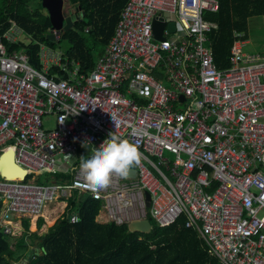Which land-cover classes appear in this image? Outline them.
Listing matches in <instances>:
<instances>
[{
  "label": "built area",
  "instance_id": "1",
  "mask_svg": "<svg viewBox=\"0 0 264 264\" xmlns=\"http://www.w3.org/2000/svg\"><path fill=\"white\" fill-rule=\"evenodd\" d=\"M217 7V0H128L84 74L44 44L38 67L31 65L11 48L24 33L8 21L0 36V154L10 151L26 175L0 178L2 235L12 237L22 219L36 225L53 204L63 210L73 192L87 193L101 204L100 225L150 216L166 227L182 215L219 264H264V50L244 54L245 35L233 33L230 68L218 71L207 47L216 26L203 20ZM156 21L165 25L163 42L154 38ZM53 34L58 41L61 33ZM51 119L54 130H44ZM110 133L137 145L141 163L134 178L113 176L93 192L79 165ZM41 171L49 173L43 183L26 179Z\"/></svg>",
  "mask_w": 264,
  "mask_h": 264
},
{
  "label": "trees",
  "instance_id": "2",
  "mask_svg": "<svg viewBox=\"0 0 264 264\" xmlns=\"http://www.w3.org/2000/svg\"><path fill=\"white\" fill-rule=\"evenodd\" d=\"M127 1L64 0V14H75V20L69 30L61 32L58 41L51 42L47 40L50 21L47 12L42 11L40 0H0V36L7 31L11 20L33 41L29 46L11 47L21 48L31 65L38 67L39 44H44L62 51L63 59L79 62L80 72L84 74L91 70L107 44ZM217 3L215 14H206L203 20L216 26L208 35L207 47L214 67L226 71L230 68L232 34L241 33L248 38L249 20L264 17V0H217ZM90 44L97 46L95 56ZM59 76L66 77L63 72ZM100 208V202L87 193L73 192L63 213L45 234L28 235L29 220L22 219L23 235L15 241L12 250L8 238L0 231V264H16L20 257L14 258L15 252L28 251L32 246L40 253L29 264H219L206 253L197 232L185 227L182 215L166 227H159L148 216L152 225L149 234L127 233L125 226L96 223ZM71 214L78 216L75 225L69 223ZM42 225L40 219L37 229Z\"/></svg>",
  "mask_w": 264,
  "mask_h": 264
},
{
  "label": "clouds",
  "instance_id": "3",
  "mask_svg": "<svg viewBox=\"0 0 264 264\" xmlns=\"http://www.w3.org/2000/svg\"><path fill=\"white\" fill-rule=\"evenodd\" d=\"M113 121L118 127V122L114 118ZM91 153L90 158L81 160L79 175L85 187L93 192L106 189L113 176L128 177L133 167L141 163L138 146L114 133L99 147L92 148Z\"/></svg>",
  "mask_w": 264,
  "mask_h": 264
},
{
  "label": "water",
  "instance_id": "4",
  "mask_svg": "<svg viewBox=\"0 0 264 264\" xmlns=\"http://www.w3.org/2000/svg\"><path fill=\"white\" fill-rule=\"evenodd\" d=\"M41 6L47 11V15L50 21V31L47 35V40L54 42L55 36L53 31L57 33H61L63 31H67L72 27L73 21L75 20V16L65 15L63 11L64 0H41ZM165 28V25L161 21L154 22L153 31L154 38L157 41L163 42L162 32ZM167 31L169 33L173 32V25L170 24L167 27ZM87 147H82L80 149V153H86ZM26 175L25 170L19 168L13 163L12 153L10 151H5L0 154V178L5 180H23ZM130 177H135L136 172L131 170ZM149 204V195L146 194V205ZM127 233H141V234H149L152 230V225L150 220L144 218L142 220H134L130 221V223L126 226ZM39 254H35L34 256H38ZM33 255H26L21 263L18 264H29L30 259Z\"/></svg>",
  "mask_w": 264,
  "mask_h": 264
},
{
  "label": "rangeland",
  "instance_id": "5",
  "mask_svg": "<svg viewBox=\"0 0 264 264\" xmlns=\"http://www.w3.org/2000/svg\"><path fill=\"white\" fill-rule=\"evenodd\" d=\"M41 1V0H40ZM41 3V2H40ZM65 7V6H64ZM42 11L45 12L46 10L42 8ZM47 12V11H46ZM248 38H247V42H248V45L245 47L244 49V54H252V53H259L261 51L264 50V17H256V18H251V20H249L248 22ZM18 42L22 45V46H29L33 43L32 39L28 36V35H25V34H21L19 37H18ZM90 47H91V50H92V55L95 56L97 54V46L93 45V44H90ZM43 128L44 130H54L55 128V122H54V119H51L50 121H44L43 122ZM166 159L172 161L173 157L168 155V154H165L164 155ZM49 175L48 172L46 171H41L39 173H33V174H29L28 180L31 179V177L33 176V180L35 182L38 183V179L39 181H42L44 182L45 178H47ZM56 205L53 204V208L52 206H49L48 207V211H50L51 209L53 210L52 213H50V215H47L49 219H52L53 220V223L52 225L54 224V220H56L57 218L55 217V214L59 215L60 212L63 213L64 209L62 210V207H55ZM63 206V205H61ZM61 215V214H60ZM59 215V216H60ZM45 216V215H44ZM43 220V226L41 227V229H37V225L35 226V232H32V223H33V220H29V229H28V235L29 234H36L38 236H41L43 234H45L47 232V230L52 226H49V227H46V217H45V220L43 218H40ZM39 219V220H40ZM38 220V221H39ZM22 221V220H21ZM21 226V224H20ZM18 234L17 236H15L14 239H11V238H8L9 240V246L10 248L13 250V244L15 243V241H17L22 235H23V230L22 228H20L18 230ZM15 234V235H16ZM40 252H37V254H39ZM29 252L28 251H25V252H15L14 254V258H17V257H20V260L16 263H21L24 259V257L26 255H28ZM32 254V252L30 253Z\"/></svg>",
  "mask_w": 264,
  "mask_h": 264
},
{
  "label": "crops",
  "instance_id": "6",
  "mask_svg": "<svg viewBox=\"0 0 264 264\" xmlns=\"http://www.w3.org/2000/svg\"><path fill=\"white\" fill-rule=\"evenodd\" d=\"M56 207V206H55ZM49 209L48 208H46V209H44V211H43V216L46 214V215H50V213H52L53 212V210H50V211H48ZM60 214H62V212H60ZM59 214V215H60ZM59 215H56L55 217L57 218V217H59ZM45 217V216H44ZM97 218V217H96ZM100 218H103L104 219V217L101 215L100 216ZM44 220H45V218H44ZM97 220H98V218H97ZM55 221V220H54ZM96 223H97V221H96ZM35 224V223H34ZM38 224V223H37ZM36 224V225H37ZM15 226H12V232H13V236L12 237H9V236H5V237H7V238H11V239H14L15 238V236H17L18 234H16V233H18V226H16V224H14ZM35 225V226H36ZM43 226V225H42ZM20 228H22L21 226H20ZM23 230V229H22ZM1 231V230H0ZM16 234V235H15ZM4 236V235H3ZM28 252H29V254L32 252V254L31 255H35V254H37V252H39V250L37 249V247L36 246H32V247H29L28 248ZM28 254V255H29ZM32 256V257H33Z\"/></svg>",
  "mask_w": 264,
  "mask_h": 264
},
{
  "label": "bare ground",
  "instance_id": "7",
  "mask_svg": "<svg viewBox=\"0 0 264 264\" xmlns=\"http://www.w3.org/2000/svg\"><path fill=\"white\" fill-rule=\"evenodd\" d=\"M45 217H46V227H49L52 225L53 223V220L52 219H49L48 216L45 214ZM34 223H35V219L33 220V223H32V232H35V226H34Z\"/></svg>",
  "mask_w": 264,
  "mask_h": 264
},
{
  "label": "flooded vegetation",
  "instance_id": "8",
  "mask_svg": "<svg viewBox=\"0 0 264 264\" xmlns=\"http://www.w3.org/2000/svg\"><path fill=\"white\" fill-rule=\"evenodd\" d=\"M72 16H75V14H73Z\"/></svg>",
  "mask_w": 264,
  "mask_h": 264
}]
</instances>
